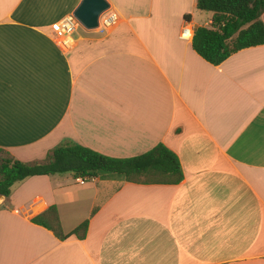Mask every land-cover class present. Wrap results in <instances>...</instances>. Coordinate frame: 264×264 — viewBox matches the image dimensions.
Instances as JSON below:
<instances>
[{
    "label": "crops",
    "instance_id": "crops-1",
    "mask_svg": "<svg viewBox=\"0 0 264 264\" xmlns=\"http://www.w3.org/2000/svg\"><path fill=\"white\" fill-rule=\"evenodd\" d=\"M106 1L115 24L78 25L63 50L51 25L80 0H0V148L32 162L64 141L113 158L162 144L182 179L16 182L0 264H264V44L212 65L180 38L211 26L196 0ZM49 206L64 233L87 220L84 239L31 222Z\"/></svg>",
    "mask_w": 264,
    "mask_h": 264
},
{
    "label": "trees",
    "instance_id": "trees-1",
    "mask_svg": "<svg viewBox=\"0 0 264 264\" xmlns=\"http://www.w3.org/2000/svg\"><path fill=\"white\" fill-rule=\"evenodd\" d=\"M196 8L212 12L210 27L193 31L192 49L205 61L218 65L231 54L264 44V0H196ZM0 148V196H8L11 187L25 178L38 175L71 173L90 179L98 173L122 175L127 182L177 184L182 179L176 155L162 144L129 158H113L81 145L64 141L47 151L44 159L32 162L16 160ZM31 222L52 231L59 240L74 235L84 239L85 220L69 233L61 229L55 206L33 217Z\"/></svg>",
    "mask_w": 264,
    "mask_h": 264
},
{
    "label": "built area",
    "instance_id": "built-area-1",
    "mask_svg": "<svg viewBox=\"0 0 264 264\" xmlns=\"http://www.w3.org/2000/svg\"><path fill=\"white\" fill-rule=\"evenodd\" d=\"M117 21L115 13L107 10L99 16V27L109 30ZM77 20L72 14H68L63 18L57 20L51 25V30L58 40V44L63 50H69L75 45V38L73 36L76 26H78ZM193 31L190 26L185 25L180 33V38L188 40L192 37ZM78 181L86 180V178H77Z\"/></svg>",
    "mask_w": 264,
    "mask_h": 264
},
{
    "label": "water",
    "instance_id": "water-1",
    "mask_svg": "<svg viewBox=\"0 0 264 264\" xmlns=\"http://www.w3.org/2000/svg\"><path fill=\"white\" fill-rule=\"evenodd\" d=\"M110 9L106 0H80L72 15L87 30L99 27V16Z\"/></svg>",
    "mask_w": 264,
    "mask_h": 264
},
{
    "label": "rangeland",
    "instance_id": "rangeland-1",
    "mask_svg": "<svg viewBox=\"0 0 264 264\" xmlns=\"http://www.w3.org/2000/svg\"><path fill=\"white\" fill-rule=\"evenodd\" d=\"M208 13V12H207ZM81 29H80V27L77 29V31L79 32ZM73 36L74 37H76V33L75 34H73ZM5 155V153H2V156H4Z\"/></svg>",
    "mask_w": 264,
    "mask_h": 264
}]
</instances>
